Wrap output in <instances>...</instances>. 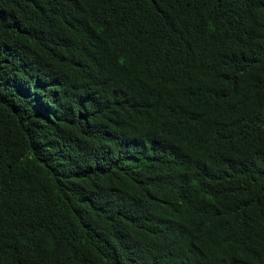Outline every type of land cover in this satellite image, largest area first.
Here are the masks:
<instances>
[{"label":"trees","instance_id":"16d2710c","mask_svg":"<svg viewBox=\"0 0 264 264\" xmlns=\"http://www.w3.org/2000/svg\"><path fill=\"white\" fill-rule=\"evenodd\" d=\"M0 264H264V0H0Z\"/></svg>","mask_w":264,"mask_h":264}]
</instances>
